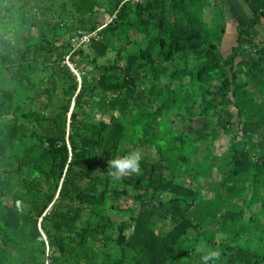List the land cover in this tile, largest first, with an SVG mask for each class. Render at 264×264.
Returning a JSON list of instances; mask_svg holds the SVG:
<instances>
[{
    "label": "trees",
    "instance_id": "obj_1",
    "mask_svg": "<svg viewBox=\"0 0 264 264\" xmlns=\"http://www.w3.org/2000/svg\"><path fill=\"white\" fill-rule=\"evenodd\" d=\"M208 5L0 0V264H264V0Z\"/></svg>",
    "mask_w": 264,
    "mask_h": 264
},
{
    "label": "crops",
    "instance_id": "obj_2",
    "mask_svg": "<svg viewBox=\"0 0 264 264\" xmlns=\"http://www.w3.org/2000/svg\"><path fill=\"white\" fill-rule=\"evenodd\" d=\"M209 5L205 8L206 14L211 15L217 9L221 10L226 23V33L222 42V49L229 52L233 45L237 29L249 24L254 16L258 0H207ZM259 27V26H258ZM260 31L263 30L259 27ZM254 27V31L255 32ZM261 32L258 33V35ZM255 35V34H254Z\"/></svg>",
    "mask_w": 264,
    "mask_h": 264
},
{
    "label": "clouds",
    "instance_id": "obj_3",
    "mask_svg": "<svg viewBox=\"0 0 264 264\" xmlns=\"http://www.w3.org/2000/svg\"><path fill=\"white\" fill-rule=\"evenodd\" d=\"M140 154L132 152L126 154L122 157L111 160L108 167L112 169L110 175L114 180H120L123 173L125 172H138L139 171V162ZM219 259V252L209 249L204 255L203 260L205 264H208L210 261H216Z\"/></svg>",
    "mask_w": 264,
    "mask_h": 264
},
{
    "label": "rangeland",
    "instance_id": "obj_4",
    "mask_svg": "<svg viewBox=\"0 0 264 264\" xmlns=\"http://www.w3.org/2000/svg\"><path fill=\"white\" fill-rule=\"evenodd\" d=\"M108 17H109V16H107V15H105V14L102 15V19H103L104 21L108 20ZM255 30H257V31L254 32L255 36H256L257 38H259V39L261 38V39L264 40V31H263V30L260 31V29H259L258 26H255ZM259 32H261V34L258 35ZM226 53H228V52H226ZM114 54H115L114 52H109L107 57H108V58H113V57H114ZM91 67H92V66L89 65V68H91ZM77 74H78V73H77ZM79 78H80V77H79ZM162 85H163L166 89H168V81H167L166 78H162ZM227 137H228V136H227ZM227 137H225L224 140H226ZM224 140H223V141H224ZM223 141H222V142H223ZM219 143H221V142L218 141L217 144H219ZM209 148H210V147H209L208 145H206V144L202 146V150H201V152L198 153L197 156H196V161H197V162L200 161V159H201V154H202L203 152H206ZM222 150H223V149L220 148L219 146H216V147L213 148L214 153H220ZM138 151H141L142 153L147 154V155H150V156H152V157H156V155H155L151 150H149L148 148H145V147H144L143 149L138 150ZM207 179H208V178H201V179H198L195 183H197V184H205V183L207 182ZM204 193H205V194H209V191H208V190H205ZM119 205L124 206V207H127V208H130V207H132V206L134 205V202H133V200H132L131 198L126 197V198L122 199V200L119 202Z\"/></svg>",
    "mask_w": 264,
    "mask_h": 264
},
{
    "label": "built area",
    "instance_id": "obj_5",
    "mask_svg": "<svg viewBox=\"0 0 264 264\" xmlns=\"http://www.w3.org/2000/svg\"><path fill=\"white\" fill-rule=\"evenodd\" d=\"M111 19H112L111 17H108V20H106V21L103 20V21H104V23H107V22L111 21ZM104 25L105 24L101 25L100 27H98L96 30H94L92 32H85V31H81V30L78 31L76 33V35H74L71 38L72 51L76 50L77 48H79L81 46H85L90 41V39L97 34V31L100 30ZM65 62L67 65L70 66L71 69H73L72 65L68 62V57L66 58Z\"/></svg>",
    "mask_w": 264,
    "mask_h": 264
},
{
    "label": "water",
    "instance_id": "obj_6",
    "mask_svg": "<svg viewBox=\"0 0 264 264\" xmlns=\"http://www.w3.org/2000/svg\"><path fill=\"white\" fill-rule=\"evenodd\" d=\"M74 72H75V70L74 69H72ZM79 80H80V78H79ZM18 204V203H17Z\"/></svg>",
    "mask_w": 264,
    "mask_h": 264
}]
</instances>
